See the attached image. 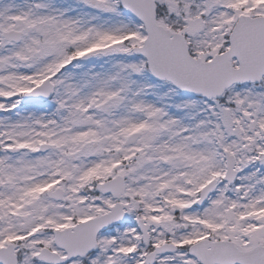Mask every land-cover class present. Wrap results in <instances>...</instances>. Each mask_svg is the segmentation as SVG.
<instances>
[{
    "label": "snow or ice",
    "instance_id": "6c2138e0",
    "mask_svg": "<svg viewBox=\"0 0 264 264\" xmlns=\"http://www.w3.org/2000/svg\"><path fill=\"white\" fill-rule=\"evenodd\" d=\"M0 264H264V0H0Z\"/></svg>",
    "mask_w": 264,
    "mask_h": 264
}]
</instances>
